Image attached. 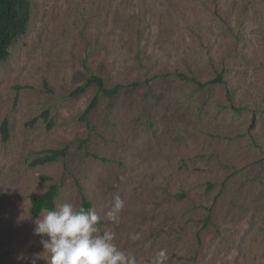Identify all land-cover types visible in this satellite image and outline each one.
I'll list each match as a JSON object with an SVG mask.
<instances>
[{
	"label": "rangeland",
	"instance_id": "rangeland-1",
	"mask_svg": "<svg viewBox=\"0 0 264 264\" xmlns=\"http://www.w3.org/2000/svg\"><path fill=\"white\" fill-rule=\"evenodd\" d=\"M30 2L0 62V264L42 252L30 196L54 184L139 264H264V0ZM91 75L127 87L82 120Z\"/></svg>",
	"mask_w": 264,
	"mask_h": 264
},
{
	"label": "clouds",
	"instance_id": "clouds-1",
	"mask_svg": "<svg viewBox=\"0 0 264 264\" xmlns=\"http://www.w3.org/2000/svg\"><path fill=\"white\" fill-rule=\"evenodd\" d=\"M124 207V200L116 196L112 207L105 213L107 219L118 222ZM100 220L95 208L59 203L34 221L33 234L40 237L42 252L34 253L30 258L21 254L18 259H28V264H37L39 260L46 264H139L134 253L117 247L115 233L101 232ZM167 260L166 250L161 249L150 264H166Z\"/></svg>",
	"mask_w": 264,
	"mask_h": 264
},
{
	"label": "trees",
	"instance_id": "trees-1",
	"mask_svg": "<svg viewBox=\"0 0 264 264\" xmlns=\"http://www.w3.org/2000/svg\"><path fill=\"white\" fill-rule=\"evenodd\" d=\"M32 17V9L30 0H0V62H6L10 56V48L21 37L28 32ZM223 80V73L219 74L216 80L210 81L207 85L219 84ZM137 87V84L132 85ZM204 88V85H200ZM92 87H97V94L92 99L88 108L82 115L85 120L92 112H94L100 103L101 96L113 99L127 87L125 85H116L108 89L105 80L99 76L91 75L84 85L78 87L70 93V98H77L85 94ZM48 115L45 113L44 116ZM35 119L34 121H36ZM2 139L7 142L10 138V130L8 121H4L1 127ZM68 155V148L63 150H48L40 153L32 163V167L45 166L57 163L60 159H65ZM61 186L54 184L49 189L38 195L30 196L31 208L30 214L37 218L45 210H52L57 204V198L60 193ZM82 207L85 209L92 208V203L86 199L83 200ZM80 206V207H81Z\"/></svg>",
	"mask_w": 264,
	"mask_h": 264
}]
</instances>
